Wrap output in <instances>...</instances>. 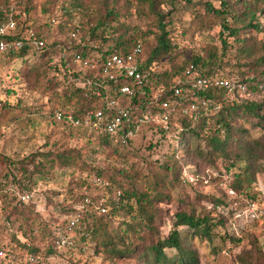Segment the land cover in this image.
<instances>
[{"label": "trees", "instance_id": "1", "mask_svg": "<svg viewBox=\"0 0 264 264\" xmlns=\"http://www.w3.org/2000/svg\"><path fill=\"white\" fill-rule=\"evenodd\" d=\"M118 1L114 0L112 4L111 0H0V23L14 20L18 25V34L33 27L39 38L48 40L41 48L24 47L9 57L22 60L21 71L25 78L33 77L35 81L43 79L51 88V99L58 107L52 113L54 118H58L56 111H59L62 113L60 119L70 122L72 126L74 124L67 119L68 115L79 120L88 110L104 106V101L91 92L88 83L103 79L100 69L79 66L75 69L71 60L64 56L69 50H78L90 57L94 53L107 56L111 53H130L139 43L142 44L137 58L141 70L149 72L152 84H143L138 88L132 101H122V105L137 107L139 114L147 110L161 112L159 101L173 98L172 88L189 64H195L203 76H225L236 84H244L246 89H215L200 93L205 98L213 99L218 109L200 112L196 121L176 111L172 114L169 131L152 123L149 128L161 134V139L168 137L174 141L173 158L162 163L141 164L134 161L131 164L132 173L121 172L120 180L109 178V185L120 191L121 196L102 203L107 208L103 214L108 218L106 223L97 213L85 211L82 212L80 227L70 230L65 224L67 217L79 212V207L86 204L87 199L92 204H98L96 197L86 190L91 187L95 177L103 176L99 170L90 167L75 148L39 150L20 160L0 157L8 168L4 174L7 180H0V193L11 195L22 204L24 202L16 194L29 192L33 195L38 178L66 168L89 171L80 180L83 192L78 196L76 205L71 209H62L65 220L61 224L67 232L80 233L87 250L91 248L96 254L103 253L112 259L129 258L136 264H199L193 240H214L215 230L226 225V215L219 209L227 208L228 202L221 197L199 195L200 199L212 205L208 208L198 198H180L182 207L175 211L172 229L165 236L161 232L158 201L172 197L183 174V161H187V158H197L208 167L232 174L230 185L233 188H241L244 184L240 181L248 182V175L252 174L254 178V163L264 154V39L251 34L254 29L258 34L264 31L259 22L254 23L258 12L264 14V5L249 0L203 2L207 14L220 21L222 51L211 48L197 52L185 65H180L176 62L180 47L174 44L176 35L169 27L172 12H165L162 7L172 5L174 8L179 0H125L122 9L117 7ZM139 6L148 7L152 12L154 27L141 29L129 18V14L131 17L136 15ZM52 19H57L58 23L53 25ZM73 31H78V38L72 37ZM233 47L237 48L239 59L243 61L238 67L245 70L240 71L242 75L237 77L224 70L228 63L223 61V56ZM166 63H170V66H166ZM248 71L256 75L248 77ZM123 82L132 83L131 79H124ZM240 91L258 94L259 98H239L236 93ZM0 102H4L3 106H9L7 101ZM252 129H260L263 133L260 137L252 138ZM90 132L105 146L111 147L114 153L129 159L128 148L134 143V138L129 137L124 142L116 135ZM243 160L248 161L249 167L247 176L241 180L242 176L232 170ZM139 180L141 187L137 184ZM251 189L252 186L248 185L245 192L249 193ZM12 213L14 216L18 214L16 210ZM229 213L234 214V211ZM23 220L14 238L21 252L14 256L7 253L12 258L0 257V264H30L27 262L30 254L39 257L37 264H47L52 254H58L55 233L58 226L53 227L48 221L38 222L39 216ZM36 229V234L47 236L49 246L45 250L34 243ZM87 236L93 240L90 247L86 245ZM221 239L224 242L240 241L228 233L222 234ZM236 264H264V245L238 255Z\"/></svg>", "mask_w": 264, "mask_h": 264}, {"label": "rangeland", "instance_id": "2", "mask_svg": "<svg viewBox=\"0 0 264 264\" xmlns=\"http://www.w3.org/2000/svg\"><path fill=\"white\" fill-rule=\"evenodd\" d=\"M209 0H191V2L179 0L175 7L163 5L165 12H172L171 29L176 35L174 44L180 48L177 51L176 62L185 65L189 58L197 52H205L211 48L222 51L223 44L220 38V21L210 17L202 5ZM264 5V0H249ZM114 4V0H111ZM125 0H119L116 4L121 9ZM262 9V8H261ZM136 10V7L134 11ZM141 28L154 27V15L148 7L139 6L136 15L130 16ZM264 28V14L257 13V19ZM152 25V26H151ZM258 39H264V31L257 33L254 29L251 34ZM232 41V38L230 39ZM223 61L228 63L224 69L231 75H242L244 68L238 66L243 63L239 59L236 47L227 50ZM170 66V63H166ZM22 60L11 59L0 54V101H7L9 106H3L0 102V157L6 156L14 160H20L25 156L39 150H62L75 148L80 151L84 161L95 171L99 170L103 176V183L94 184L86 190L89 195L96 197V202L104 203L113 199L117 189L109 185V178L120 180V173L131 172V164L139 161L141 164L162 163L172 160V138H163L151 128L144 127L134 137V143L128 148L129 159L117 155L112 148L101 143L90 129L70 125V122L60 118H54V101L51 99L52 90L43 79L35 81L21 71ZM76 69V67H74ZM248 77H254V72L248 71ZM264 79V77H262ZM239 98L258 99V94L237 92ZM66 121V122H65ZM248 125V124H247ZM260 129H252V138L262 135ZM161 139V140H160ZM120 150V149H119ZM122 151V150H120ZM183 160V158H182ZM183 161V174L178 186L174 189L171 198L158 201L161 215V232L168 235L172 229V217L179 207L180 198H198V201L208 208L212 205L202 197L216 196L228 202L227 208L219 210L226 215L225 227H218L214 232V240L195 238L193 248L197 252L199 264H236V257L244 251L264 245V214L258 219H251L246 211L249 199H255L260 210L264 213V154H261L254 163V178L248 175V182L240 181L244 185L241 188H233L230 183L232 174L208 167L197 158H187ZM197 163L199 165H197ZM7 165L0 158V180L5 182L4 174ZM248 161L239 162L233 172L240 174L241 180L247 176ZM89 171L82 172L75 168L55 170L50 175L38 178L35 184L33 198L29 203L20 204L16 198L4 196L0 193V257L11 259L10 256L18 255L21 250L15 244L16 229L23 218H36L40 221H48L51 225L58 226L64 236L72 240V245L58 250V254H52L47 264H136L132 259H115L96 254L93 249L84 247L81 234L77 231H65L61 225L65 216L62 209L73 208L77 198L83 192L80 188V180ZM98 178V177H97ZM125 181V180H123ZM126 182V181H125ZM141 187V181L137 182ZM252 186L249 193L246 187ZM198 195V196H197ZM18 214L14 216L13 211ZM234 211V214L229 212ZM106 223L108 218L103 214H96ZM45 227V224H42ZM37 233V232H36ZM34 243L43 250L47 249L49 242L44 234H36ZM228 233L237 237L240 241H222L221 235ZM88 237V236H87ZM22 238V237H21ZM87 246L93 245V240L88 237ZM82 251V252H81ZM64 252L62 255L61 253ZM168 253L172 251L167 250ZM9 257V258H8ZM9 260H7L8 262Z\"/></svg>", "mask_w": 264, "mask_h": 264}, {"label": "built area", "instance_id": "3", "mask_svg": "<svg viewBox=\"0 0 264 264\" xmlns=\"http://www.w3.org/2000/svg\"><path fill=\"white\" fill-rule=\"evenodd\" d=\"M3 10L5 8L1 6ZM57 19H52V24H57ZM17 22L14 20L0 23V54L9 56L18 53L22 48H41L48 42L46 38H39L36 29L33 27L26 32L17 33ZM73 38H78V31L71 33ZM142 51V44H138L134 50L127 54L111 53L107 56L101 53H94L93 56H86L78 50H69L64 56L71 60L73 67L79 66L84 69H100L102 80L96 83L88 81L91 92L104 101V106L97 109L88 110L83 118L74 120L71 115L67 119L74 125L88 128L98 134L116 135L124 142L127 138H134L144 127L159 125L164 130L169 131L172 121V114L180 111L192 120L199 119L200 112L217 110L218 105L213 99L205 98L200 93H208L215 89H225L236 91L246 89L244 84H236L225 76H203L195 64H189L183 71V76L173 86V98L159 101L158 106L161 112L152 113L142 111L137 113V107L122 105V101H132L137 89L143 84L151 85L149 72L142 71L137 55ZM124 79H131L132 83H124ZM104 80L106 82H104ZM105 90V92H104ZM187 102V104H185ZM58 118H62V113L56 111ZM94 184L103 183L100 177L93 179ZM18 198L29 203L33 195L29 192L17 193ZM121 196L117 191L115 197ZM79 212L67 217L66 226L70 230L80 227L82 222V212L92 211L97 214H105L107 208L99 204H92L90 199L87 203L79 207ZM248 216L251 219H258L263 216L262 210L255 199H249L246 207ZM37 232V229L34 231ZM56 247L58 250L72 245V240L63 235L61 229H56ZM39 257L33 254L28 255L27 262L37 264Z\"/></svg>", "mask_w": 264, "mask_h": 264}]
</instances>
